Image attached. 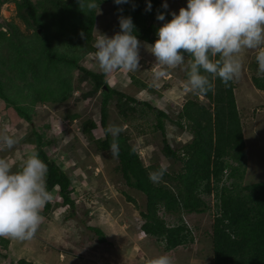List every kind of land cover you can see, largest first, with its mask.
<instances>
[{"label": "trees", "instance_id": "1", "mask_svg": "<svg viewBox=\"0 0 264 264\" xmlns=\"http://www.w3.org/2000/svg\"><path fill=\"white\" fill-rule=\"evenodd\" d=\"M8 2H15L19 6V17L26 23L30 24L33 20L39 30H45L42 36L36 32V39L23 37L14 25L8 28L10 35L0 31V65L5 59L11 62L7 68L2 69L0 66V100L9 101H5L6 106L13 107L22 119L31 123V108L34 109L36 104L54 103L57 98L61 102L67 100L72 86L66 85V74L71 70L65 67L78 68L82 72L79 81L92 83L83 97H94L99 92L102 95L100 123L104 136H95L93 132L97 130V123L94 121L89 120L82 124L83 134L93 142L98 152L110 151L114 137L106 131L109 127V104L111 99L117 97L116 111L122 123L133 125L144 116L148 119L154 117L156 123L152 124L153 129L160 131L162 136V157L183 164L180 171L171 174L165 172L163 179L154 183L149 179V172L160 168L157 169L155 165L145 166L138 150L130 143L128 131L123 130L115 138L119 145L118 172L130 188L143 193L147 198L142 230L157 240H163L166 251L185 245L192 241V231L182 221L178 225L168 227L158 216L159 211L177 216L204 214L209 210V206L201 196L214 193L217 202L211 240L212 264H264V181L241 188L248 161L247 145L235 97V83L230 82V85L225 87L217 78L214 82L215 91L202 96L209 103L208 107H205L202 101H199L200 96L196 95V101L187 100L174 120L154 104L142 102L138 97L111 87L102 72L89 71L78 65L79 55L87 56L95 52L93 44L98 23L97 14L103 5L112 2L118 16L131 17L134 25L133 35H136L139 41L153 45L158 38L156 33L162 27L155 24L160 22L157 15H165L166 22L172 19V14L163 7L161 0H150V11L147 10L149 0H129L121 5L115 4L114 0H85V4L96 3V8L91 10L86 6L82 9L78 0H43L36 4L31 0H0V11ZM40 9L43 11V20L39 17ZM56 24L60 25L59 38L68 46L69 56L56 52L55 43H58L59 39L52 33ZM21 55L28 59L25 64ZM187 59L185 54L186 62ZM19 60L20 66L15 63ZM59 65L65 69V73L60 69L56 70ZM53 66L55 70H50ZM7 69L13 70L12 75ZM29 72L32 73L31 77L35 78V84L25 83V73ZM5 75L7 81L3 82L1 78ZM183 77L187 79L186 71ZM16 78H20L24 83L18 84ZM132 79V83L135 82L157 96L160 95L159 91L144 83H138L139 80L135 77L132 76ZM253 82L255 88L264 92V77H254ZM18 88L33 90V95L24 102L15 100L9 90L15 91ZM14 101L23 103V107H17ZM76 117L78 114L68 118L73 121ZM168 125L180 132L179 135H172V138L185 139L181 148L171 147ZM33 134L40 144L42 137L37 132ZM190 134L192 137L189 142ZM37 153L48 167L46 183L49 192L53 195L57 190L62 199V206L74 210L75 201L71 197L69 176L43 150L39 149ZM226 176L234 180L232 189L220 187ZM245 191L247 192L242 193ZM50 208V202L46 203L44 209L48 211ZM93 230L105 243L102 231ZM9 244L8 239L0 237V256L3 258L5 256L2 253L8 251ZM17 264L31 263L22 259Z\"/></svg>", "mask_w": 264, "mask_h": 264}, {"label": "rangeland", "instance_id": "2", "mask_svg": "<svg viewBox=\"0 0 264 264\" xmlns=\"http://www.w3.org/2000/svg\"><path fill=\"white\" fill-rule=\"evenodd\" d=\"M31 1L36 4L43 0ZM162 3L164 5L165 1ZM187 3L188 0H171V5L177 11L171 9L168 4L167 10L178 15V11L181 8H186ZM19 14L20 8L15 2L6 3L0 11V31L10 35L8 28L10 25H14L18 32L27 39H36V32L42 36L45 29L39 30L33 20L30 24L26 23L19 17ZM42 15L43 11L40 9L39 17L42 18L41 20L44 18ZM24 16L27 17V15ZM97 17L95 41L100 34L111 38L120 32V16H118L112 2L103 5L98 10ZM27 18L29 19V17ZM149 23L150 21L147 22V24ZM164 23L166 20L155 22L157 26H163ZM59 31L60 25L56 24L52 33L59 39V42L61 41V43H55L56 52L69 56L68 46L62 43V39L59 38ZM140 42V67L130 73L114 72L111 77L107 78L108 83L121 92L138 97L142 102L148 101L154 104L157 109L168 113L175 120L177 112L182 109L187 100L196 101V94L186 91L184 88L186 80L183 74L187 62L185 61V65L175 69H162L167 74L156 80L153 75L155 57L148 47L150 44ZM93 53L87 56L79 55L78 65L89 71L101 72ZM21 56L25 64L28 59L24 55ZM5 61L0 65L2 69L11 65L7 59ZM242 61V74L238 80L234 81L238 113L247 145L248 165L241 188L264 181V92L255 88L253 82V78L258 77L255 52L246 50L242 53ZM15 63L20 66L21 61H15ZM65 68L71 70L66 74L68 78L66 85L72 86L67 94V100L61 102L57 98L54 103L36 104L34 109L31 108L30 115L33 118L31 123L22 119L13 107L6 106L9 101L4 100L2 102L0 100V133L3 132L4 125L7 124L9 134L17 140L16 145L10 150L0 147V158H6L15 171L23 164L28 155L33 152L37 153L41 149L65 171L71 180V197L75 201V209L68 210V207L62 206V199L59 198L56 190L53 192V199L50 201V210L47 211L43 208L41 211L44 220L35 234L36 237L31 239L33 240L32 249L38 251L39 248L41 251H46V247L48 248L46 254L37 253V256H41V262L43 259L47 260L53 257L43 263L59 264L62 261L61 253L64 255L62 259L68 261L67 252L69 251L72 252L70 264H97L98 259L104 262H112L115 259V249L119 247L118 253L124 261L119 260L118 264H128L125 260L132 264H142L146 263L149 258L162 254L171 255L170 257L177 259L180 264H212L211 240L216 212V195L214 193L202 194L203 201L209 206V210L204 214L177 216L166 215L163 210L159 211L158 216L167 223L168 227L178 225L182 221L192 231V241L190 240L177 250L167 252L164 250L165 243L163 240H157L149 235H147V239L139 241L138 236L143 231L142 226L145 223L143 213H146L147 198L143 193L126 184L117 170L118 158L113 157L110 151L98 152L93 142L83 134L82 124L92 120L97 123V130L93 132L95 136L98 138L104 136L100 123L102 95L99 92L94 97L84 98V93L89 91L92 83L79 81L82 72L78 68ZM52 69L54 66L50 68V70ZM59 69L65 73L62 66L56 67V70ZM7 70L12 75L13 70ZM25 74L26 84L36 83L35 78L31 77V72ZM6 76L1 78L3 82L7 81ZM52 76L54 77V75ZM132 76L139 80L138 83H144L159 91L160 95L157 96L149 89H144L135 82L132 83ZM16 82L20 85L24 83L20 78ZM9 91L13 93V99L16 98L15 100L22 102L33 95V90L28 88H18L15 91L10 89ZM9 91L6 92V96H8ZM199 101H202L201 103L205 107L209 106L206 99L199 97ZM14 103L17 107H23V103H16L15 101ZM116 103L117 97L111 99L109 104V126H120L128 131L130 143L138 150L145 166L155 165L157 169L163 167L170 174L183 169L182 163L162 157L160 153L163 145L162 136L160 131L153 129L152 124L156 123L154 117L151 116L148 119L144 116L133 125H125L116 111ZM74 114H78V117L72 121L68 117ZM167 129L169 130L171 147L173 149L181 148L185 144V139L172 138V135H179L180 132L174 129L172 125H168ZM33 132H37L42 137L40 144H38L39 139L35 137ZM191 137L192 134H190L189 142ZM49 141L53 143L50 144ZM233 183L234 180L226 176L220 183V187L232 189ZM93 229L102 231L106 239L105 243L101 241V237ZM116 234L117 238L115 237ZM25 242L15 240V246H13L14 259H17L16 256L19 254L24 253L25 258L30 256V254L20 250ZM27 244L30 246L28 241ZM139 256L143 257L141 258L143 260H140ZM9 258H6L5 261L9 262ZM87 259L92 261H86ZM37 262L39 261L34 263L38 264Z\"/></svg>", "mask_w": 264, "mask_h": 264}, {"label": "clouds", "instance_id": "3", "mask_svg": "<svg viewBox=\"0 0 264 264\" xmlns=\"http://www.w3.org/2000/svg\"><path fill=\"white\" fill-rule=\"evenodd\" d=\"M78 2L82 9L97 6L95 2ZM114 2L121 5L129 0ZM151 7L149 0L147 10ZM163 7L167 9V3ZM157 19L165 21V15L158 14ZM119 24L120 32L111 38L100 34L94 43L93 55L106 79L114 72L130 73L140 67L141 42L133 35L131 17L121 16ZM156 35V42L148 46L155 57L154 78L159 80L167 74L162 69L185 65L187 54L184 88L201 98L215 91L217 78L225 87L240 78L242 53L246 50L255 52L257 74L264 77V0H188L187 7L181 8L178 15L173 12L171 21L164 23ZM123 130L115 125L106 130L114 137L109 149L113 157L119 155L115 138ZM16 143L5 124L0 133V147L10 150ZM47 172V165L36 152L28 155L15 171L6 158H0V237L18 241L34 238L44 220L41 211L53 199L47 188ZM165 172L163 167L149 172V179L159 182ZM138 239H147L145 231ZM146 264H173V260L162 254L149 258Z\"/></svg>", "mask_w": 264, "mask_h": 264}, {"label": "crops", "instance_id": "4", "mask_svg": "<svg viewBox=\"0 0 264 264\" xmlns=\"http://www.w3.org/2000/svg\"><path fill=\"white\" fill-rule=\"evenodd\" d=\"M165 1V3H167L169 6H170V8L171 9H174V10H176L172 5H171V0H161V2H164ZM163 4V3H162ZM186 4V3H185ZM167 10V9H166ZM168 11V10H167ZM177 11V10H176ZM169 12V11H168ZM170 13V12H169ZM178 13H179V11H178ZM172 14V13H171ZM34 237H36V236H34ZM115 237L117 238V234L115 235ZM6 239H8L9 241H10V244H9V248H8V251L7 252H3L2 253V255L3 256H5V258H3L2 256H0V264H17L18 263V261H20V260H22V259H25L26 261H28V262H30L31 264H35L34 262H36V261H39V262H37L38 264H48V263H43V262H47L48 260H51L53 257H50L51 259H47V257L45 256V258L47 259V260H42V262H41V260H40V258H41V256L40 255H38L37 256V253H39V254H41V252L43 253V254H46L47 253V250H48V248L46 247V246H44V247H46V251H41L39 248H38V251H36V250H34V249H32V246H33V240H29L28 242L30 243V246L27 244V241L24 243V246H22L21 248H20V250L21 251H23V252H26V253H28V254H30V256L29 257H27V258H25V253L24 254H19L18 256H16V258L17 259H14V255H15V252H14V250H13V246H15L14 244H15V240L13 241L12 239H9V238H6ZM34 239V238H33ZM12 241V242H11ZM111 243V242H110ZM119 245V244H118ZM1 247V246H0ZM179 247H182V246H179ZM179 247H177V248H175V249H173V250H170V251H167V252H172V251H175V250H177ZM119 247H117V249H115V259H113L112 260V262H104V261H102V260H97V264L98 263H102V264H118V261L119 260H123L124 261V259H122L121 257H120V255H119ZM165 250V249H164ZM2 250L0 249V252H1ZM34 251H36V252H34ZM68 253V256H69V259H68V261H64L63 259H61L62 261H60V263H62V264H70V258H71V253L72 252H67ZM60 255H63L62 253L60 254ZM7 256V257H6ZM171 256V255H170ZM8 257H10L9 259V262H7V261H5L6 260V258H8ZM140 257V260H143V259H141V258H143V257H141V256H139ZM95 258V257H94ZM2 259V260H1ZM55 259V258H54ZM90 259V258H89ZM89 259H87L86 261H92V260H89ZM172 260H173V264H180V262H177V259H173L172 258ZM126 262H128V264H132L131 262H129L128 260H125ZM58 263V262H57ZM59 263V264H60ZM51 264V263H50ZM142 264H146V263H142Z\"/></svg>", "mask_w": 264, "mask_h": 264}, {"label": "water", "instance_id": "5", "mask_svg": "<svg viewBox=\"0 0 264 264\" xmlns=\"http://www.w3.org/2000/svg\"><path fill=\"white\" fill-rule=\"evenodd\" d=\"M10 260V259H9Z\"/></svg>", "mask_w": 264, "mask_h": 264}]
</instances>
